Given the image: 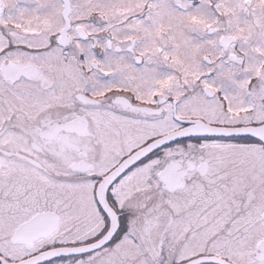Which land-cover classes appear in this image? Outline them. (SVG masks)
<instances>
[{"label": "snow or ice", "instance_id": "6c2138e0", "mask_svg": "<svg viewBox=\"0 0 264 264\" xmlns=\"http://www.w3.org/2000/svg\"><path fill=\"white\" fill-rule=\"evenodd\" d=\"M0 264H264V0H0Z\"/></svg>", "mask_w": 264, "mask_h": 264}]
</instances>
